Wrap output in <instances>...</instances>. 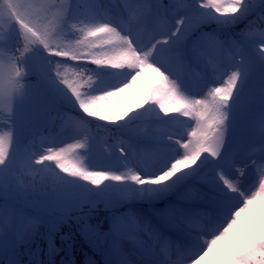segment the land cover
Segmentation results:
<instances>
[{
	"label": "snow or ice",
	"instance_id": "snow-or-ice-1",
	"mask_svg": "<svg viewBox=\"0 0 264 264\" xmlns=\"http://www.w3.org/2000/svg\"><path fill=\"white\" fill-rule=\"evenodd\" d=\"M0 264H264V0H0Z\"/></svg>",
	"mask_w": 264,
	"mask_h": 264
},
{
	"label": "rangeland",
	"instance_id": "rangeland-1",
	"mask_svg": "<svg viewBox=\"0 0 264 264\" xmlns=\"http://www.w3.org/2000/svg\"><path fill=\"white\" fill-rule=\"evenodd\" d=\"M81 159L84 160L86 163L88 162V161H87V158L84 157L83 155L81 156ZM257 207H258V206H257Z\"/></svg>",
	"mask_w": 264,
	"mask_h": 264
},
{
	"label": "trees",
	"instance_id": "trees-1",
	"mask_svg": "<svg viewBox=\"0 0 264 264\" xmlns=\"http://www.w3.org/2000/svg\"><path fill=\"white\" fill-rule=\"evenodd\" d=\"M82 258V257H81Z\"/></svg>",
	"mask_w": 264,
	"mask_h": 264
}]
</instances>
